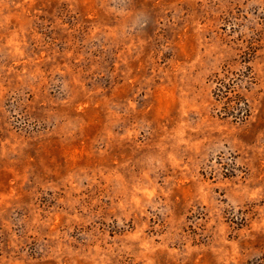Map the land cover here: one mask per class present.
Segmentation results:
<instances>
[{
    "label": "rangeland",
    "instance_id": "374dc122",
    "mask_svg": "<svg viewBox=\"0 0 264 264\" xmlns=\"http://www.w3.org/2000/svg\"><path fill=\"white\" fill-rule=\"evenodd\" d=\"M0 264H264V0H0Z\"/></svg>",
    "mask_w": 264,
    "mask_h": 264
},
{
    "label": "trees",
    "instance_id": "16d2710c",
    "mask_svg": "<svg viewBox=\"0 0 264 264\" xmlns=\"http://www.w3.org/2000/svg\"><path fill=\"white\" fill-rule=\"evenodd\" d=\"M224 81H225L224 80V76L216 77V83L218 84L217 88H216V91H217L216 92V97L218 99H216V100H221V98H226L227 99L228 98L227 94H228V92L231 91V89L227 87V85L224 83ZM227 89H228V91H227ZM235 96H237V95H235ZM237 101L239 103L242 102L244 105H246V102H245L244 98H242V97H241V100H240V98H238ZM238 110L240 111V113H238L239 114L238 116H235L237 118H241L242 115H244V112H247V108H243V110H242V108H238Z\"/></svg>",
    "mask_w": 264,
    "mask_h": 264
}]
</instances>
